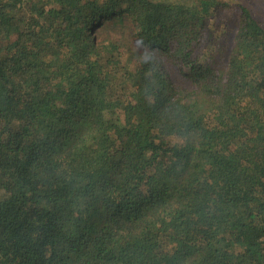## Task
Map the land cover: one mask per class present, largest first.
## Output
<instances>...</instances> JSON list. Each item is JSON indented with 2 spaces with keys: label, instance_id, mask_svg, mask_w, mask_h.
<instances>
[{
  "label": "trees",
  "instance_id": "obj_1",
  "mask_svg": "<svg viewBox=\"0 0 264 264\" xmlns=\"http://www.w3.org/2000/svg\"><path fill=\"white\" fill-rule=\"evenodd\" d=\"M0 264H264L246 5L0 0Z\"/></svg>",
  "mask_w": 264,
  "mask_h": 264
},
{
  "label": "rangeland",
  "instance_id": "obj_2",
  "mask_svg": "<svg viewBox=\"0 0 264 264\" xmlns=\"http://www.w3.org/2000/svg\"><path fill=\"white\" fill-rule=\"evenodd\" d=\"M224 1L229 2L232 6H234L237 3H242L246 5L250 9L254 17L264 27V0H224ZM225 16H223L222 18H224ZM230 20L231 17L227 16L222 22L225 25H227ZM129 46L131 50L126 51V49L123 48L121 52H122L123 60L132 64V62L136 60L135 54L137 51H139L140 48L135 40L129 43ZM166 67L169 72V76L171 80L175 84H177L181 88H185L186 90H191L193 88L189 79L185 78V76L182 74V72L179 70L176 64L172 63L171 61H167Z\"/></svg>",
  "mask_w": 264,
  "mask_h": 264
}]
</instances>
